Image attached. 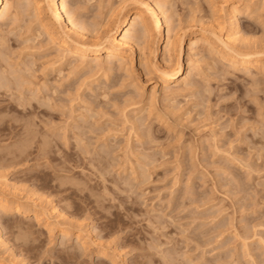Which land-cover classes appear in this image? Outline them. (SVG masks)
<instances>
[{
    "label": "rangeland",
    "instance_id": "rangeland-1",
    "mask_svg": "<svg viewBox=\"0 0 264 264\" xmlns=\"http://www.w3.org/2000/svg\"><path fill=\"white\" fill-rule=\"evenodd\" d=\"M141 1L161 6L158 50L116 60L63 50L49 0L0 20V264H264V0L62 2L94 43Z\"/></svg>",
    "mask_w": 264,
    "mask_h": 264
},
{
    "label": "bare ground",
    "instance_id": "bare-ground-1",
    "mask_svg": "<svg viewBox=\"0 0 264 264\" xmlns=\"http://www.w3.org/2000/svg\"><path fill=\"white\" fill-rule=\"evenodd\" d=\"M19 1H20V3L27 4L29 7L30 6H35L36 7L35 13L37 15H39V17H42V15L45 16L44 13L42 14V10L40 9V5H41V3L44 0L42 2H41V0H19ZM62 1H64V0H49V4L48 5L45 3L46 1L44 3L48 6V8H46V9L49 10L53 20L59 25L61 23L63 25L65 24L64 27H66L65 29L67 30V32H66L65 29L62 28L66 32V34H64L63 32H62V34L67 36L68 38L66 37V39H62V40L60 38H58V39H60V40H58L59 41L58 44H59V46L61 48H63V50L70 51L68 53L85 54V55L89 54V56H91V55L98 56V55H101L103 53H106L107 59H113V60L115 59L116 60V58H118L120 55H122V52L120 50L121 47H125L126 49H128L129 50L128 53H130V54L135 52L134 50H136V49H135V45L134 44H136V43H133V41L136 40V39H137L136 41L138 42V40H139L140 43H141V40H143L144 42L141 43V44H143L144 47L148 46L149 47L148 49L151 52V54H153V52L158 50V44H157L158 43V39H159V37H162V34L164 33V29H165L164 19L162 18V14L163 13H161V11H162L160 9L161 6L158 3H153V2L151 3V1H149V2L148 1H144V2L141 1L139 3H136V4H139V9L137 11L136 10L134 12L128 11V12H125L124 15H123V13H124L123 11H125V10L120 11V14H118V15H121L122 17L119 18V20L117 22L118 26H117V29H116V33L113 34V35H110L112 33L111 32V33H109V35L106 34L107 37L104 40L100 39V41H95L94 43H90V42H87V41L83 40V39H85L87 34H84V33L81 32V30H83V29L80 27V25L78 27V25H77L78 22L76 20H74V17L72 18L71 15L69 16V14H68L69 12L67 13L66 8H65L67 6H65L66 4H64ZM15 3L16 4L18 3L17 0H16ZM15 3H14V1L12 2L11 0H0V20L3 19V17L8 13L7 11L9 10V8L10 9L12 7L16 8L14 6ZM133 3H135V2H133ZM122 5H123V1H122ZM23 6H26V5H23ZM121 6H120V8H121ZM26 8H28V7L26 6ZM17 9H19L18 6H17ZM33 9H35V8H33ZM48 10H47V12H48ZM118 11H119V9L117 10V13H119ZM43 12H45V10ZM33 13H34V11H33ZM113 13L114 12H112V14ZM233 13H235V12H233ZM24 14H25V12H24ZM115 14H116V12H115ZM112 16L113 15H111V17ZM234 17H235V15H234ZM117 18L118 17H115V19H117ZM46 21H48V20H46ZM75 21L77 22V24H76ZM107 25H108V22H107ZM44 26H45V24H44ZM211 27L209 29L211 34L208 33L210 36H208V35H206V36L209 37V38L211 37V35L214 36V39L217 40L216 43L218 42V44H220V47H221L220 49L224 52V57H227V59H230V61L233 62V63H239L241 65L250 66V67H252V69H259L260 68V66H258V64H256L255 62L254 63L251 62L252 64L250 63V60L257 59V58H255L256 56L254 54L253 55L249 54V53L244 54L242 51H241L242 52L241 53L240 51L237 50V47L234 46L235 45L234 43H236V42L233 41L232 36L229 37L228 34H227V36H225L226 38H222V36H220L217 33L218 29L216 31V29H214V26H213V28H211ZM138 29L141 30V31H139ZM49 31H52V30H49ZM138 31L141 32V35L138 34ZM53 33H55V32H53ZM118 33L121 36L120 39L116 36ZM136 33L139 36L136 35ZM176 33L177 32H176L175 27L173 28L172 24H171L168 27L167 33H166V35H167L166 36V40H167L166 41V48L167 47L170 48V47H173V46L175 47L176 45H178L179 47L181 46L183 38L180 35H176ZM55 34L57 36L59 33L57 32ZM206 36H198L196 38H192L190 40L191 45L195 46V44L199 45V43H202L203 41L206 42V40H208V38L206 39ZM140 37H141V39H140ZM48 38H50L49 41H51V39H54V40L57 39L52 33H50V36ZM139 42L137 44H139ZM119 59H120V57H119ZM166 63H165V65H167ZM167 67L163 68L161 71L159 70L160 73H161V77L163 78V81L165 83H173L174 81L179 79V77H180V75L182 73V69H183L182 65L180 63H177L175 68H173V69L168 68L169 71L167 70ZM27 104H29V102H27ZM19 105L21 106V104H19ZM22 107H24V106H22ZM45 210L41 209V211H43L42 215L47 213V211H45ZM49 212L51 213V217L55 214L54 217L56 219H59V218L62 219L63 218V220H65L66 222L70 221V219L69 220L65 219L63 217L64 215L60 211L58 212L56 206H54L52 208V211H48V213ZM38 214L37 215H33L31 220L39 222L40 219H41V217H40L41 215L39 216ZM87 232H89V231H87ZM62 233H63L62 235L67 234L66 231H62Z\"/></svg>",
    "mask_w": 264,
    "mask_h": 264
}]
</instances>
